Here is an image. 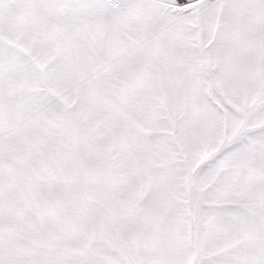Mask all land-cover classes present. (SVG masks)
I'll use <instances>...</instances> for the list:
<instances>
[{
    "label": "snow or ice",
    "instance_id": "6c2138e0",
    "mask_svg": "<svg viewBox=\"0 0 264 264\" xmlns=\"http://www.w3.org/2000/svg\"><path fill=\"white\" fill-rule=\"evenodd\" d=\"M0 264H264V0H0Z\"/></svg>",
    "mask_w": 264,
    "mask_h": 264
}]
</instances>
